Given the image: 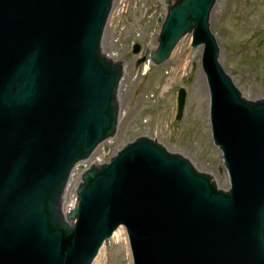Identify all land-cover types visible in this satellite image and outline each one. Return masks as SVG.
Masks as SVG:
<instances>
[{
  "label": "water",
  "instance_id": "obj_1",
  "mask_svg": "<svg viewBox=\"0 0 264 264\" xmlns=\"http://www.w3.org/2000/svg\"><path fill=\"white\" fill-rule=\"evenodd\" d=\"M114 1L0 0V264H93L121 227L134 264H264V99H245L219 61L216 0H163L149 64L186 35L203 48L229 189L146 137L82 165L118 125L124 62L101 50ZM185 102L180 89L177 120ZM75 169L77 202L64 214Z\"/></svg>",
  "mask_w": 264,
  "mask_h": 264
},
{
  "label": "rangeland",
  "instance_id": "obj_2",
  "mask_svg": "<svg viewBox=\"0 0 264 264\" xmlns=\"http://www.w3.org/2000/svg\"><path fill=\"white\" fill-rule=\"evenodd\" d=\"M166 10L163 0H115L101 50L109 59L124 62L117 90L118 125L114 136L84 166L106 163L125 145L146 137L158 141L169 153L182 156L227 191L228 174L208 127L209 88L207 96L198 90L202 84L199 74H204L203 48L192 49V37L186 35L167 61L154 67L149 64L150 52L158 46L161 24L157 21L164 19ZM209 26L219 46V61L243 97L249 101L264 99V0H216ZM135 45H140L139 55L133 54ZM142 57L146 62L137 67ZM180 89L186 91V102L183 116L177 120ZM80 177L81 170L75 171L68 195ZM102 248V262L98 264H133L124 228L120 238L110 239Z\"/></svg>",
  "mask_w": 264,
  "mask_h": 264
},
{
  "label": "bare ground",
  "instance_id": "obj_3",
  "mask_svg": "<svg viewBox=\"0 0 264 264\" xmlns=\"http://www.w3.org/2000/svg\"><path fill=\"white\" fill-rule=\"evenodd\" d=\"M153 51H155V49L153 50ZM202 81V84L199 86V91L200 92H204V94L207 96L208 95V87H207V83H206V79H205V76H204V74H199V82H201ZM206 112L208 113V111H209V101L207 100L206 101ZM208 127H209V129H210V123H209V118H208ZM120 235H122V228H119L115 233H114V235H113V237H112V240H114V239H116V238H120ZM107 243V242H106ZM125 244H126V246H127V249H128V244L126 243V241H125ZM103 249V248H102ZM101 249V251H100V254H99V256H98V258H96L95 260H94V262H93V264H98V263H100V262H102V250ZM101 256V257H100ZM100 257V258H99ZM129 258H131V255H130V253H129Z\"/></svg>",
  "mask_w": 264,
  "mask_h": 264
},
{
  "label": "built area",
  "instance_id": "obj_4",
  "mask_svg": "<svg viewBox=\"0 0 264 264\" xmlns=\"http://www.w3.org/2000/svg\"><path fill=\"white\" fill-rule=\"evenodd\" d=\"M73 202H71L68 206L70 207L72 205Z\"/></svg>",
  "mask_w": 264,
  "mask_h": 264
}]
</instances>
